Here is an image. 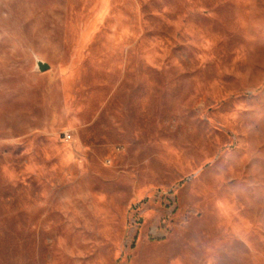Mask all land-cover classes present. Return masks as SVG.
Masks as SVG:
<instances>
[{"label": "rangeland", "instance_id": "rangeland-1", "mask_svg": "<svg viewBox=\"0 0 264 264\" xmlns=\"http://www.w3.org/2000/svg\"><path fill=\"white\" fill-rule=\"evenodd\" d=\"M0 264H264V0H0Z\"/></svg>", "mask_w": 264, "mask_h": 264}, {"label": "water", "instance_id": "water-1", "mask_svg": "<svg viewBox=\"0 0 264 264\" xmlns=\"http://www.w3.org/2000/svg\"><path fill=\"white\" fill-rule=\"evenodd\" d=\"M37 64H38V69L40 70V71H45V70H47V69H49V64H47V63H45V62H43V61H38L37 62Z\"/></svg>", "mask_w": 264, "mask_h": 264}, {"label": "built area", "instance_id": "built-area-1", "mask_svg": "<svg viewBox=\"0 0 264 264\" xmlns=\"http://www.w3.org/2000/svg\"><path fill=\"white\" fill-rule=\"evenodd\" d=\"M63 139H64L65 141H71V140H72V134H70L69 132H65V133L63 134Z\"/></svg>", "mask_w": 264, "mask_h": 264}]
</instances>
